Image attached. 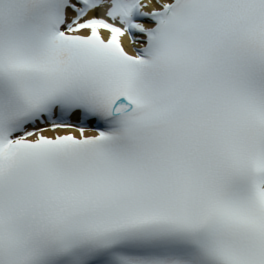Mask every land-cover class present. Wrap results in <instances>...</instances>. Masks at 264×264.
I'll use <instances>...</instances> for the list:
<instances>
[{
	"label": "snow or ice",
	"instance_id": "6c2138e0",
	"mask_svg": "<svg viewBox=\"0 0 264 264\" xmlns=\"http://www.w3.org/2000/svg\"><path fill=\"white\" fill-rule=\"evenodd\" d=\"M0 264H264V0H0Z\"/></svg>",
	"mask_w": 264,
	"mask_h": 264
},
{
	"label": "bare ground",
	"instance_id": "6f19581e",
	"mask_svg": "<svg viewBox=\"0 0 264 264\" xmlns=\"http://www.w3.org/2000/svg\"><path fill=\"white\" fill-rule=\"evenodd\" d=\"M130 50V49H129Z\"/></svg>",
	"mask_w": 264,
	"mask_h": 264
}]
</instances>
